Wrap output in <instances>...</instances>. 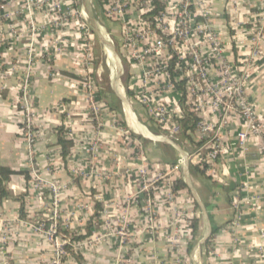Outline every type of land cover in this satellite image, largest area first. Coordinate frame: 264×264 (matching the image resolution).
I'll use <instances>...</instances> for the list:
<instances>
[{"label":"crops","instance_id":"crops-1","mask_svg":"<svg viewBox=\"0 0 264 264\" xmlns=\"http://www.w3.org/2000/svg\"><path fill=\"white\" fill-rule=\"evenodd\" d=\"M160 1L165 8L153 28L142 15L151 6L144 0H65L76 13L61 22L49 0L30 9L23 0H0V168L9 171L7 178L0 174V264H50L53 244L35 226H51L54 205L55 235L80 261L64 249L63 264H264L261 136L241 145L243 119L227 112L220 158L204 169L198 128L168 131L183 115L180 91L160 66L170 57L168 46L157 57L132 55L177 27L183 0ZM116 2L121 14L111 10ZM189 11L192 27L206 21L218 35L264 123V0H192ZM189 45L208 53L202 33L179 40L175 80L190 71ZM87 76L99 87L97 117L82 87ZM25 83L32 160L21 130ZM143 97L164 104L170 124L154 120ZM197 115L211 124L221 118L210 108ZM191 217L199 234L189 248ZM121 226L124 243L116 234Z\"/></svg>","mask_w":264,"mask_h":264},{"label":"built area","instance_id":"built-area-1","mask_svg":"<svg viewBox=\"0 0 264 264\" xmlns=\"http://www.w3.org/2000/svg\"><path fill=\"white\" fill-rule=\"evenodd\" d=\"M28 9L32 6H43L44 0H23ZM148 3H152V0H144ZM192 0H183L182 6L179 11V18L177 21V27L174 29L172 35H170L167 40L163 35H159L154 43L150 46L143 48L141 53H135L132 51V55L135 58H141L144 56L157 57L161 48L164 45L170 44L175 47V44L179 40H186L192 34L202 33L207 43L209 44L208 53H202L194 45H189L188 54L190 56V63L188 73L185 75L187 78L186 82V93H187V103L190 105V109L196 114L198 111L210 108L212 111L220 112V120L216 124H211L203 119H200L198 123V130L200 132L203 143L201 147L198 148V152L202 156V161L208 166L214 165L220 158L221 152V130L226 127L227 120L225 119L227 112L234 110L239 113L244 122V128L236 133L238 142L242 145L245 144L247 138L251 134H259L261 136L260 152L264 158V123H262L255 113V110L248 100L245 92L244 82L242 76H236L233 74L229 62L224 58L223 55V45L218 37V35L211 30L209 24L205 21L192 27L190 25V11L189 5ZM1 7V4H0ZM48 7L50 10L58 15L57 22L66 20L69 14H75L76 9L69 3L66 4L65 0H49ZM111 10L116 11L121 14L123 7L119 2H116ZM203 12L205 10L203 9ZM31 35L33 36L36 32V27L33 20L31 19ZM126 43L131 49L134 47L133 37L127 33ZM34 39L32 38L29 47V56L31 59L32 46ZM162 69H167V60L160 63ZM156 65H159L156 63ZM159 66V67H160ZM82 87L86 91L87 101L93 116L99 115L100 107L97 101V93L99 92L98 85L87 76L82 81ZM24 95H23V112L24 119L22 124V133L24 140L27 144L29 159L32 160V154L34 151L35 143V130H34V120L31 104L29 98L27 97L26 83L23 85ZM144 105L148 111V114L157 122L168 125L170 124L169 111L167 107L162 103H150L145 97L142 98ZM168 131L171 134H176L179 131V125L174 123L168 127ZM143 175L144 169L139 170ZM37 179L38 177L36 176ZM54 189V185L51 184ZM170 197V194H169ZM59 218L58 210L56 205H54V210L52 214V224L49 228L44 226H35L39 231L44 232L46 237L52 242L54 247V254L50 264H63V257L65 255L63 246L67 241H59L56 233L57 220ZM124 220V219H123ZM233 226L237 224V219L233 221ZM116 234L120 237L121 243L125 242L127 237V232L124 227L121 226Z\"/></svg>","mask_w":264,"mask_h":264},{"label":"trees","instance_id":"trees-1","mask_svg":"<svg viewBox=\"0 0 264 264\" xmlns=\"http://www.w3.org/2000/svg\"><path fill=\"white\" fill-rule=\"evenodd\" d=\"M100 1V0H99ZM165 6L164 3L161 2L160 0H152L151 6L148 8L146 12H144L142 15L143 17H146L147 20L150 22V26L153 28H156V20L155 17L160 14L164 10ZM157 32L159 33V29H156ZM165 40H167V37L163 36ZM168 51L170 57L167 60V72L169 79L171 82L175 85V88L180 91V99H179V105L182 109L183 115L180 118L176 119L177 124L179 125V132H186L187 130H194L197 126L198 123L200 122V117L190 109L189 103H187V93H186V82L187 78L184 76L181 79L175 80L174 78V70L175 66L178 63V55L176 53V50L174 47L170 44H168ZM126 93L128 95H132L133 92L127 87L126 85ZM203 143V140H200L199 142L196 143V146H200ZM203 168L205 169L207 165L205 162L202 161ZM204 169L202 171H204ZM9 173L8 170L0 168V174H3L5 178H7V174ZM176 186H173V190H176ZM96 208L98 207L97 204H95ZM189 229H190V234H191V240L189 242V248L193 245L194 241L197 240V236L199 234V229H198V218L196 217H191L189 220ZM79 238V237H76ZM210 242V237L204 242V246H208ZM64 249L72 254L73 256H76L77 253H74L73 246L71 244L65 245ZM79 256V255H78ZM80 263L79 258L77 256L75 257Z\"/></svg>","mask_w":264,"mask_h":264},{"label":"water","instance_id":"water-1","mask_svg":"<svg viewBox=\"0 0 264 264\" xmlns=\"http://www.w3.org/2000/svg\"><path fill=\"white\" fill-rule=\"evenodd\" d=\"M93 25H95L94 21L92 20ZM101 41L103 42V44L105 45L106 49L113 53V55H115L118 59H120L121 61H123V59L121 58V56L114 50V48L105 40L100 36Z\"/></svg>","mask_w":264,"mask_h":264}]
</instances>
